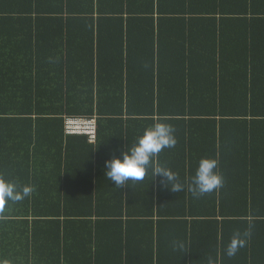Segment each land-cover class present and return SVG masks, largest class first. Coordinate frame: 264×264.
<instances>
[{
    "label": "trees",
    "instance_id": "trees-1",
    "mask_svg": "<svg viewBox=\"0 0 264 264\" xmlns=\"http://www.w3.org/2000/svg\"><path fill=\"white\" fill-rule=\"evenodd\" d=\"M156 122L184 190L117 188L105 161ZM202 158L224 183L197 198ZM0 177L34 187L0 205V264H264V0H0Z\"/></svg>",
    "mask_w": 264,
    "mask_h": 264
},
{
    "label": "clouds",
    "instance_id": "clouds-1",
    "mask_svg": "<svg viewBox=\"0 0 264 264\" xmlns=\"http://www.w3.org/2000/svg\"><path fill=\"white\" fill-rule=\"evenodd\" d=\"M176 144L174 128L171 124L156 122L145 129L142 136L138 137L136 143L127 150L121 152L119 157L113 156L105 161L104 175L106 174L117 188L125 187L129 181H142L151 169L153 177L156 175L165 178L163 184L171 185L170 191L176 193L183 191L185 185L179 181L177 174L167 167L154 163L155 158L165 148H172ZM218 160L215 158H202L197 166L195 174L187 184V191L193 197H200L212 193L223 186L224 178L218 170ZM167 188V187H166ZM34 187L19 186L17 183L0 177V205L7 201H20L30 196ZM250 232L245 231L243 236L236 233L228 243L226 255L234 256L239 248L245 246L246 238ZM184 244L180 241L174 242L175 249H183ZM207 264H214L211 257Z\"/></svg>",
    "mask_w": 264,
    "mask_h": 264
},
{
    "label": "built area",
    "instance_id": "built-area-1",
    "mask_svg": "<svg viewBox=\"0 0 264 264\" xmlns=\"http://www.w3.org/2000/svg\"><path fill=\"white\" fill-rule=\"evenodd\" d=\"M66 135H86L91 143L97 141V120L96 118H66Z\"/></svg>",
    "mask_w": 264,
    "mask_h": 264
}]
</instances>
